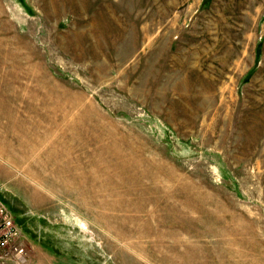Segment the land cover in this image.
Listing matches in <instances>:
<instances>
[{"label":"rangeland","instance_id":"obj_1","mask_svg":"<svg viewBox=\"0 0 264 264\" xmlns=\"http://www.w3.org/2000/svg\"><path fill=\"white\" fill-rule=\"evenodd\" d=\"M0 201L26 264H264V0H0Z\"/></svg>","mask_w":264,"mask_h":264},{"label":"built area","instance_id":"obj_2","mask_svg":"<svg viewBox=\"0 0 264 264\" xmlns=\"http://www.w3.org/2000/svg\"><path fill=\"white\" fill-rule=\"evenodd\" d=\"M27 250L22 243L12 213L0 201V264H26Z\"/></svg>","mask_w":264,"mask_h":264}]
</instances>
